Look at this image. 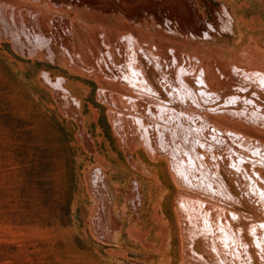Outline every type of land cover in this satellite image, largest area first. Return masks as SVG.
I'll return each mask as SVG.
<instances>
[{
	"label": "rangeland",
	"instance_id": "374dc122",
	"mask_svg": "<svg viewBox=\"0 0 264 264\" xmlns=\"http://www.w3.org/2000/svg\"><path fill=\"white\" fill-rule=\"evenodd\" d=\"M43 22L57 33L48 50ZM124 37L189 84L204 66L216 79L207 87L224 95L236 82L230 67L264 68V0H0V264H244L245 255L264 264V116L243 114L239 101L233 117L200 110L199 125L176 121L186 144L175 137L160 152L131 122L148 98L112 68L134 58L156 96L168 78ZM215 119L226 157L206 141ZM179 180L213 198L222 186L236 216L200 197L183 198L181 215ZM183 215L203 238L193 249Z\"/></svg>",
	"mask_w": 264,
	"mask_h": 264
},
{
	"label": "bare ground",
	"instance_id": "6f19581e",
	"mask_svg": "<svg viewBox=\"0 0 264 264\" xmlns=\"http://www.w3.org/2000/svg\"><path fill=\"white\" fill-rule=\"evenodd\" d=\"M149 1V0H148ZM19 10H21L22 11V9L21 8H19L18 6H16ZM159 8V7H158ZM43 10V7H40V9L39 10H37L38 12H40V11H42ZM17 11V10H16ZM155 12V11H154ZM187 12V11H186ZM6 13H7V11H6ZM125 13V12H124ZM54 14H56V13H54ZM13 15V14H12ZM43 15V14H42ZM59 15H61V14H58V16ZM64 16H65V18H66V14H64ZM50 17V16H49ZM48 17V18H49ZM165 17V16H164ZM69 19V18H68ZM45 19H43V21H44ZM52 21V20H51ZM54 21V20H53ZM144 21V20H143ZM25 22V21H24ZM67 22V21H66ZM42 23V22H41ZM144 23V22H143ZM54 24H58V21H57V19H56V22L54 21ZM59 25V24H58ZM45 26V27H44ZM55 26H57V25H54L52 28H56L57 29V27H55ZM41 27V26H40ZM49 27V26H48ZM72 28V27H71ZM49 28H47L46 27V25H44V22H43V32L44 31H47ZM174 30V29H173ZM75 31H76V29H75ZM182 31V30H181ZM48 32V33H47ZM46 32V34H48V36H47V40H46V44H43V45H41V47H44V48H46V50H48L47 48H48V46H50V44H51V39H52V42H54V43H56V36L54 37V35H56L57 33L56 32H59V28L57 29V31L56 32H54V33H56V34H53L52 32H51V28L48 30ZM204 32H206L207 33V31H204ZM41 33V32H40ZM120 33H125V32H120ZM119 32L118 33H115V34H120ZM73 34V33H72ZM185 34V33H184ZM62 37V36H61ZM91 37V36H90ZM57 38H58V36H57ZM139 38V37H138ZM49 39H50V41H49ZM65 39H67V38H65ZM84 39V38H83ZM140 39V38H139ZM140 40H142V39H140ZM63 41H65V40H63L62 39V41H61V44L63 45ZM83 41V40H82ZM67 42H68V40H67ZM85 42H87V40H85ZM64 43H66V41L64 42ZM69 43V42H68ZM90 43V42H89ZM87 44V43H86ZM86 44H83V45H86ZM91 44V43H90ZM88 45V44H87ZM123 45H125V47H126V49H128V51H131V52H133V53H135V54H137L139 57H144L145 58V61L147 62H150L149 63V65H151L153 68H155V69H157V68H161V70H162V72H163V75L164 76H166L167 78H168V81H170V83L172 82V83H174L175 85L173 86V87H171V85L169 86V88H166V94H169V97H170V99H168V98H166V95H163L162 93H164V91L163 90H161L160 89V87L158 86V83H157V86H158V88L157 89H159V91H160V93H158V96H163V97H156V95H154V90H153V88H152V86L147 82V80L143 77V74L141 73V71L138 69V68H136L135 66H134V64H133V60H134V58L132 59L131 57L130 58H127L126 59V62L125 61H122V65L124 64V66L126 67L127 65L129 66V68L130 69H132L133 71H132V74L129 72L126 76H124V79H125V82H127V84H129L130 86H133L134 87V89H135V91H136V93H137V90H136V86H138L139 85V81H140V76L139 75H137L136 73L138 72V74H139V72H140V75H141V77H142V79L145 81L146 80V83H148L149 85H146V87L151 91H149V92H147L146 91V93L144 94V93H140L141 94V96H145V97H147L148 98V102H147V104L148 103H150L149 105H151L152 103H154L153 104V106H154V109H151L150 111H152V112H154V113H156L155 114V116H156V118H158V121L156 122V121H154V123H155V126H153V124H152V127L150 126V123L148 122L147 124L146 123H143L142 124V128H143V126H146L147 127V129H148V131L146 130V133H144V132H141L142 130H141V128L138 130V133L141 135V136H143V137H147L149 140H151L152 141V144H153V146H155V148L157 149V150H159L160 152H163L164 154H166V147H168L169 146V144H170V141L172 140V139H174L175 137H179L180 138V144H186V140H184V137L183 136H180L181 134H179L180 132H176L175 130H173L174 128H175V125H176V121H178V120H184V119H191V118H189V117H187V116H184L183 114H185V112H181V111H179L178 109H177V107L176 108H174V106H176L172 101H174V100H171V94L172 95H174V94H176V93H181V94H183V96L184 97H190V98H192V96H194V98H195V100L197 101V102H205V101H209V96H207V94L204 92V91H202V90H200L201 88H199L198 86L200 85V84H198V86H194V84H189V85H191L192 86V89L190 90V92L189 91H187V90H184L183 88V85H181V86H179V85H177L176 83L177 82H179V81H177V80H180V79H178L177 78V76H176V74H174L173 73V71H172V75L170 76V74L168 73V74H166L165 73V68H163L164 66L166 67V65H167V67H168V64H164L162 61H160V59H158V58H156V56L154 55V52H152L151 50L150 51H146V52H144V50L145 49H143V47H141V46H135L129 39H127L126 37H124V39H123ZM58 46V45H57ZM63 46H65V45H63ZM52 47V46H51ZM86 47V49H84V50H87V48H89V45H88V47L87 46H85ZM94 48V47H93ZM115 50L118 52V49H120V46L118 45L117 47H116V45H115ZM70 49V48H69ZM139 49H140V51H139ZM53 50V49H52ZM89 50V49H88ZM87 52L85 51V54H86ZM71 54V53H70ZM55 55V54H54ZM73 55V54H72ZM84 55V54H83ZM82 55V56H83ZM89 55V54H88ZM85 56V55H84ZM104 58H105V56H104ZM155 58V59H154ZM64 59V58H63ZM168 60L169 61H171V59H170V57L168 56ZM65 63H66V61H65ZM156 63H157V65H156ZM117 65V64H116ZM115 64H114V66H116ZM156 65V66H155ZM236 65V64H235ZM241 66V65H240ZM247 66V65H246ZM195 66H193V68H194ZM204 67V66H203ZM203 67L202 66H198V68L197 69H200V72H199V78L198 79H200V83H204L206 86H207V83L205 82V79H210L211 80V82H213L212 80H216V79H214L213 78V74L212 73H210L209 75H208V77L206 76V78L204 79V70H203ZM219 68V67H218ZM256 68V70H252V68L251 69H246V68H243V67H239V65L238 66H232V67H230V72L231 73H233V75H235L236 77H235V79H238L239 80V84L237 83V88H239V90H237V88L236 87H234V89H235V92L232 90L233 88L231 87L230 88V93L228 92V93H226V94H224V95H229V94H231V92L234 94L233 96H231V98H230V100H226V102H225V104L223 105V107H220V109L218 110V111H221V112H217V111H213V112H209L210 114H212V115H216V114H222V115H225V116H229V117H233V111L232 110H234L233 108H234V106H232V105H234L235 104V102L238 100L237 99V95H239V100H244L243 102H247V100H246V98L245 97H243V93L241 92V91H243L244 90V88H245V86L247 85V83L245 84V83H243L244 81H248V82H254V84H255V86L257 85L258 86V88H261V89H257V90H261V91H264V75L260 72V71H258L259 69H261V71L264 73V68H262V67H260V66H256L255 67ZM211 69V68H210ZM153 71H155V70H153ZM150 72V71H149ZM151 72H152V68H151ZM223 72V71H222ZM133 73H134V75H133ZM209 73V72H208ZM112 74H113V77H120L118 74H116L115 73V71L113 72L112 71ZM153 74L151 73V76H152ZM156 75V74H155ZM206 75V74H205ZM157 77V76H156ZM153 78V77H152ZM216 78V77H215ZM154 79H156V78H154ZM138 81V82H137ZM207 82H209V81H207ZM217 82V81H216ZM209 84V83H208ZM217 84V83H216ZM222 84V82L220 83V85ZM142 85V84H141ZM234 85V84H233ZM232 85V86H233ZM121 86V85H120ZM143 87L145 86V85H142ZM139 88V87H138ZM147 88H145V89H147ZM175 90V92H174V90ZM140 89V88H139ZM144 89V88H143ZM169 90H171V93H169L168 91ZM212 90V89H211ZM258 91V92H259ZM257 92V93H258ZM138 94V93H137ZM258 95L260 96V93H258ZM174 96H176V95H174ZM236 100V101H235ZM238 100V101H239ZM171 102V105L173 104V106L172 107H170V105L168 104V103H170ZM201 102V103H202ZM164 106V111H162L159 107H161V106ZM198 104H196V106H197ZM192 106V105H191ZM191 106H189L188 108H187V110H189V111H192V112H195V113H198L199 115H201L200 113H199V111L201 110V111H206V109H202L201 107L200 108H197V112H196V110L195 109H193ZM229 107L230 109H231V111L232 112H229L228 113V111H224V108L225 107ZM198 107H199V105H198ZM195 108V107H194ZM227 110V109H226ZM174 113H177V115L176 114H174ZM136 114H141V112L139 111L138 113H136ZM192 120V119H191ZM195 120V122H193V121H190V123L191 124H193L194 123V125L197 123L198 125L202 122V121H198V119H194ZM207 120H209V119H207ZM235 120V119H234ZM214 121V123L215 124H217V125H214V124H212V123H210L209 125H207V133H206V141L208 142V143H211V144H213L214 145V148L216 149L215 150V153L218 155V156H225L226 157V155L225 154H223V150L221 149V146L220 145H222V144H218L220 141H215V138H216V136L217 137H222V138H224L225 136H224V132H223V129L221 128V126H222V124H223V122L222 121H220V120H213ZM212 122V121H211ZM235 123L237 122V121H234ZM236 124H238V123H236ZM224 125H226V126H228V128H237V125L235 126V125H230L227 121L225 122V124ZM239 125H240V122H239ZM220 126V127H219ZM191 127V126H190ZM250 127H252V126H250ZM241 128V127H240ZM245 129V128H244ZM144 130V129H143ZM249 130H251V128L249 129ZM253 133H254V130H251ZM151 132H152V135H151ZM256 132H257V130H256ZM258 133V132H257ZM261 133V132H260ZM263 133V132H262ZM249 138H253L254 140H255V138L254 137H251V136H246V138H243V140H244V142H246L247 144H249L250 146H255V145H257V144H255V143H257V141H249ZM260 141H261V143H264V135L263 134H261V136H259V138H258ZM146 142H148V141H146ZM223 142V141H222ZM228 142V141H227ZM229 143H230V141H229ZM216 144H218V145H216ZM147 145H149V144H147ZM200 147V146H199ZM201 148H204V147H201ZM212 149V148H211ZM228 155V154H227ZM186 156V155H185ZM226 159V158H225ZM187 161V160H186ZM225 163L226 162H220V164H222V166H224L225 165ZM231 168H232V170L235 168L234 167V165H231L230 166ZM191 171V170H190ZM222 173V172H221ZM205 174V173H204ZM228 174V173H227ZM227 174L226 173H223V175H226L227 176ZM212 175V177H213V180H216L217 178L215 177V174H211ZM200 178V177H199ZM226 179V178H225ZM227 180V179H226ZM240 182V181H239ZM179 183H181L183 186H185L186 188H187V190H185L184 192H182L181 194H179L178 195V197H177V199L178 198H180V201H177L176 200V206H177V208H178V210H179V213L182 215V210H183V208H182V206H181V203H182V201H183V198H185V199H188V201L189 202H196V199H197V197H200V199H202V200H204L206 203H207V205L205 206V207H207L208 209H213V210H217V209H219L220 210V212H222L223 210L222 209H220V208H222L223 207V209H225V210H227V212H231L232 214H235L229 207H225L224 205H223V202H222V200H221V196H224V197H230V193H229V191L228 190H226L225 188H223L222 186L217 190V191H215V192H217V196L216 197H210V196H208V197H206L205 196V194L204 193H202V192H200V191H198L197 189H198V187H197V185H196V183H193L192 181L190 182V187H187L186 185H184L180 180H179ZM228 187V186H227ZM206 188V187H205ZM233 189V188H232ZM183 190V189H182ZM204 190H206V189H204ZM235 190V189H234ZM238 190H240V187H238ZM207 191V190H206ZM193 196V197H192ZM220 201L221 202V204L219 203H214V202H212V201ZM187 202V201H186ZM243 203V202H242ZM252 207H254V208H256V206H253L252 204H250ZM225 207V208H224ZM206 209V208H205ZM230 210V211H229ZM230 213V214H231ZM241 214H243V210L241 211V213H240V216H241ZM223 216H225V212L222 214V217ZM235 216H236V214H235ZM248 216V218H249V215H247ZM255 216V215H254ZM242 217V216H241ZM256 217H257V215H256ZM255 217V218H256ZM213 218H214V216H213ZM252 218V217H251ZM259 218V217H258ZM182 219L184 220V224H185V227L188 229V231H189V233H190V237H191V241H192V244H193V242H195L194 241V239H195V235H196V238H198V239H200V240H203V238H202V236L200 235V233L198 232V230H194V229H192V230H190L189 228L191 227L190 225H189V223H188V221H187V218L185 217V215H183L182 216ZM250 219V218H249ZM214 220L216 221V220H218V219H215L214 218ZM247 221V224H249L250 223V221L249 220H246ZM247 236V235H246ZM246 238V237H245ZM250 238V237H249ZM247 239V238H246ZM251 240V239H250ZM204 242V241H203ZM196 243V242H195ZM251 244V243H250ZM216 246V245H215ZM204 248L206 249V251H207V248L205 247V245H204ZM192 249H193V247H192ZM193 251V250H192ZM199 256H201V255H199ZM204 260L206 259V255H204V256H201ZM208 258V257H207ZM234 259L236 260L237 259V257L235 258L234 257ZM251 259V261H249V259L246 257V255H245V257H244V260H241L244 264H260V262L258 263V262H256V261H252V258H250ZM228 262V264H234V261H233V258H231V259H228V260H226V259H224V264H226ZM240 262V261H239Z\"/></svg>",
	"mask_w": 264,
	"mask_h": 264
},
{
	"label": "built area",
	"instance_id": "2783aa9c",
	"mask_svg": "<svg viewBox=\"0 0 264 264\" xmlns=\"http://www.w3.org/2000/svg\"><path fill=\"white\" fill-rule=\"evenodd\" d=\"M139 51H140V49H139ZM148 63H150V62H148ZM156 65H157V63H156ZM112 71L113 72L115 71V73L118 74L119 76L121 75L119 78L123 77V79H124V76H126L129 72L132 74L133 70L130 69L128 65L125 67L124 64L123 65L121 64L119 66H115L114 68H112ZM199 72H200V69H197L196 73L193 76L192 84H194L195 87L198 86V84H200L198 87L201 88L200 90L204 91L207 94V96H209V98H208L209 101H205V102L201 101L202 103L201 102H197V103L199 104V106L202 109H206L207 112L208 111L209 112H213V111L221 112V111H218L220 109V107H223V105L225 104L226 100H230L231 96H233V95L232 94L220 95L216 91L209 89L204 83H200L199 82L200 79H198L199 78ZM136 74L140 76V81L139 82L137 81L139 83V85L136 86L137 93L139 95H141L140 93H144L145 94L146 91L149 92L150 90L146 87V85H149V84L146 83V80L144 81L142 79V77L140 75V72H139V74H138V72ZM133 75H134V73H133ZM177 81H179V82L176 83L177 85H179V86L183 85V87H184L183 89L190 92V90L192 89V86H191L192 84L189 85V83H187L185 81H182V80H177ZM235 81H236L235 84L232 86V88H233L232 90L234 92H235L234 87L237 88L238 87L237 83L239 84V80L238 79H235ZM243 83H245V84L247 83V85L245 86L244 90L241 91L243 93V97L246 98L247 102L242 104L241 102H243L244 100L243 101L239 100L240 97H239V95H237L236 97H237V99L240 102V107L238 109L239 110H243V112H242L243 114H245V113L248 114L251 111H256L257 113H259V114L264 116V91L257 90V89H261V88H258L257 85L255 86L254 82L251 83V82H248V81H244ZM141 84L145 85V86L143 87ZM170 85H171V87H173L175 84L172 83V82L170 83V81H164V79L163 80H161V79L158 80V86L160 87L161 90L164 91L163 95H166V98H168V99H170L169 94H166L165 91H166V88H169ZM145 88H147V89H145ZM237 90H239V88H237ZM168 92L171 93V90H169ZM174 92H175V90H174ZM257 92L261 94V97L258 95ZM174 95H176V96H174ZM174 95H172V94L170 95L171 96V100H174L172 102L176 105V106H174V108L177 107V109L179 111L185 112V114H183L184 116H187V117H189L191 119H193V118L196 119L197 118V114L192 112V111L187 110V108L189 106H191V105L196 106V104H194L195 100L193 98H190V97H184L183 94H181V93L180 94L176 93ZM156 97H163V96H156ZM149 104L150 103L146 104L142 108V111H140L141 114H134L133 115V117L131 119V122H132V124H133V126L135 127L136 130H139L142 127L143 123L147 124L149 122L150 126L152 127V124H153V126H155L154 121H156V122L158 121V118H156V116H155L156 113L150 111L151 109H154V106H153L154 103H152L151 105H149ZM168 104L170 105V107L173 106V104L171 105V102L168 103ZM235 105H237L236 102L232 106H235ZM225 108H227V107H225ZM233 109H237V106L234 107ZM174 114L177 115V113H174ZM151 135H152V132H151ZM249 141H251V142L254 141L255 142L256 140H254L253 138H249ZM255 144H258V143H255ZM222 146H223V144H222ZM262 146L264 147V144H262ZM234 198L236 199L235 200L236 202H234V204H235L234 206L240 207V205L238 203V200H239L238 198H240V196H234ZM212 202L221 204L220 201L219 202L218 201H212ZM205 204L206 203H204L203 206ZM247 215H248V213L246 211L243 212V214H241L243 221L244 220L245 221L249 220L250 221L249 224H254L256 221L252 220L251 218L249 219L247 217ZM191 247H193V244H191ZM249 261H251V259H249Z\"/></svg>",
	"mask_w": 264,
	"mask_h": 264
}]
</instances>
